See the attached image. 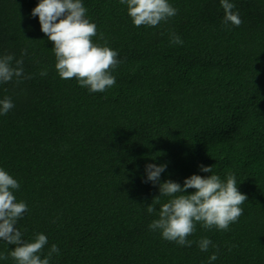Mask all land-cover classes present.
<instances>
[{
    "label": "trees",
    "instance_id": "16d2710c",
    "mask_svg": "<svg viewBox=\"0 0 264 264\" xmlns=\"http://www.w3.org/2000/svg\"><path fill=\"white\" fill-rule=\"evenodd\" d=\"M229 2L239 27L223 23L220 0H169L177 15L156 27L134 26L120 0H82L93 43L120 61L115 85L91 93L59 77L31 15L39 0H0V57L13 55V67L22 58L24 69L19 83H0V100L14 104L0 115V168L28 206L22 239L48 238L42 259L55 244L50 264H264V0ZM148 164L167 165L159 183L147 180ZM229 173L248 198L229 230L197 223L190 247L150 230L170 199L153 202L160 183ZM202 238L215 247L201 251ZM14 247L0 240V253Z\"/></svg>",
    "mask_w": 264,
    "mask_h": 264
},
{
    "label": "clouds",
    "instance_id": "9594fccd",
    "mask_svg": "<svg viewBox=\"0 0 264 264\" xmlns=\"http://www.w3.org/2000/svg\"><path fill=\"white\" fill-rule=\"evenodd\" d=\"M127 6V13L134 26L156 27L177 15L178 10L169 0H120ZM224 11L223 23L239 27L242 24L239 12L233 11L235 5L229 0H220ZM87 9L82 0H39L32 10V16L39 17L41 31L53 43L55 69L61 79H75L81 88L91 93L104 92L115 85V77L111 74L118 67V52L107 47L94 44L92 38L97 36V26L86 18ZM100 39H104L100 34ZM106 43V42H105ZM170 43L182 45L183 40L172 33ZM27 50H22V57ZM13 55L0 57V83H8L24 75L23 59L15 61ZM41 76L47 75V69L41 70ZM30 78V77H25ZM14 107L10 98L0 100V115H6ZM167 165L148 164L147 180L159 183L160 175ZM203 172H213V167L200 166ZM20 184L3 168H0V240L15 246L7 254L0 253V260L11 257L15 264H50L53 254H59L57 245H51L43 259L41 253L48 244L46 235L37 234L32 242L22 239L21 231L16 227L19 219L28 211L25 202H17L14 195ZM188 189H195L192 194H185ZM160 195L153 202L160 203V197L170 199L159 209V218L149 225L150 230L160 231L162 238L175 242L180 246L190 247L189 236L196 231L199 223L206 230H229V226L238 222L243 214L241 205L248 200L237 187L236 176L229 173L226 181L212 174L204 178L192 175L186 178L183 187L179 183L168 180L159 184ZM147 206V212L156 211L154 203ZM212 241L202 238L198 242L201 251H208ZM215 247V245H212ZM213 253L209 261H215Z\"/></svg>",
    "mask_w": 264,
    "mask_h": 264
}]
</instances>
